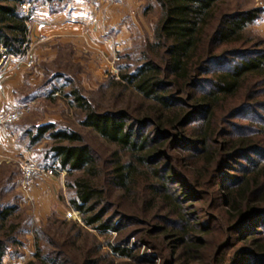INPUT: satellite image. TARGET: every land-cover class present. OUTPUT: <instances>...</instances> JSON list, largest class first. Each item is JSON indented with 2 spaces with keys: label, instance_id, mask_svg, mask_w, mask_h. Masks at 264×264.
<instances>
[{
  "label": "trees",
  "instance_id": "1",
  "mask_svg": "<svg viewBox=\"0 0 264 264\" xmlns=\"http://www.w3.org/2000/svg\"><path fill=\"white\" fill-rule=\"evenodd\" d=\"M71 1L0 0V63L25 53L37 7L55 12ZM156 1L161 14L154 39L118 67L119 80L110 81L113 106L97 109L74 79L56 76L65 83L53 93H64L80 126L113 149L106 158L78 131L54 124L22 132L7 127L26 138L28 148L51 142L44 158L67 174L69 206L83 223L65 233L61 222L65 228L59 225L49 242L56 249L46 253L41 237L49 231H37L34 260L26 264H151L123 248L125 242L108 245L104 255L101 248L75 246L73 232L107 236L123 223L146 226L153 245L162 236L168 264H264V36L252 31L264 8L228 0ZM10 178L0 194V264L19 254L22 232L18 194L2 203L16 189ZM113 200L123 217L113 218ZM203 202L218 204L223 217L214 207L203 221V209L192 208ZM217 231L226 239L215 241Z\"/></svg>",
  "mask_w": 264,
  "mask_h": 264
},
{
  "label": "rangeland",
  "instance_id": "2",
  "mask_svg": "<svg viewBox=\"0 0 264 264\" xmlns=\"http://www.w3.org/2000/svg\"><path fill=\"white\" fill-rule=\"evenodd\" d=\"M146 2L147 8L144 12L145 15L141 18L143 22L139 25L140 29H138L134 37L130 39L129 46L126 44L124 48L119 50L117 46L113 47V62L111 69L101 78H98L96 76L97 74H94L97 73V70L92 69L95 64L92 56L88 54L83 55V57H78V53L70 44L56 45L55 60L52 63L40 67L44 77L37 87L29 90L30 97L33 100L32 103H28L27 106L24 107L25 109L22 108L24 110V115L18 123H16V125H9L8 128L14 126V131L17 132L20 130V132H22L25 129L54 124L59 129L78 131L84 136L86 143L100 159L106 158L105 155L111 153L113 149L107 144H104L103 141L90 130L80 126V116L76 114V110L72 106H69L68 101L64 99V93H53V90L60 88L65 83L64 80L56 79V76H58V74H63L69 79H74L76 82L75 84L82 90L83 96L90 100L97 109L104 110L113 106L117 93L111 89L110 81L119 80L118 67L124 64L126 61L125 58L129 55L135 56L136 52V54L142 53L146 44L152 42L154 39V31L161 10L156 0H146ZM228 3L232 6L241 4L244 9L257 6L264 8V0H228ZM25 9L27 10L28 7H25ZM263 24L264 20L254 26L252 31L260 36H264ZM39 40L40 39L32 42L33 45L30 56L33 54L35 48L48 43L47 39L44 43H41ZM76 59H79L80 62L83 61L84 64L82 65L77 62ZM65 91L68 92L69 87H67ZM54 99L55 101H53ZM14 135L16 136L17 142L27 150L28 156L15 160L0 159V174L2 175H0V194L6 185V180L11 179L10 175H14V180H17L16 189L14 192L12 191L7 195L2 203H13V195L18 194L19 199L17 202L19 211L16 213L15 217L21 218L22 227L20 231L22 232H20V244L17 248L19 254L14 257L7 256L1 264H26L34 260L36 252L35 234L37 231H40V229H42L41 233L49 231L46 233V236L42 235L41 237V248L43 252L46 253L49 250L52 251L56 249L54 246H50L49 242L50 239H56L55 233L60 227L61 229L65 228L60 225L61 222L68 225L67 228H65V233L70 230L72 225L83 227L81 215L69 206L70 194L66 188L67 174L56 170L52 162L44 158V149L46 146L51 145V142L44 140L41 144L28 148V140L26 138H21L17 133ZM19 160H27L39 169L45 170L47 174L44 176L51 175L56 182L59 181L62 183L63 188H53L52 191L49 190V193L47 192L41 195L40 199H35L32 195L31 187L36 186V183L26 189L23 187L17 164ZM113 203V218L115 214L116 217L117 215L123 217L125 214L121 213L123 210L121 211L120 208H117V202L115 200H113ZM202 204L203 207L201 204L196 203L192 208L199 213H201L200 209H203L201 219H203V221H208L211 215L213 217L211 209L215 207L214 205L218 204L213 205L211 202H203ZM214 211L219 217H223L218 207H215ZM262 226L263 225H260L259 227ZM146 230H148L146 226H130V224L127 225L123 223L119 233H109L107 236H102L92 229H83L78 235L76 232H73L72 235L75 238L73 241L76 247H84L86 249L101 248V255L108 253V245L113 244V246H115L118 242H125L123 248L132 250L134 254H138L139 257L144 258L151 264H168L167 261H165L166 259L168 260V256L163 258L164 254L162 253V249L166 248V244L163 242L164 238H162V236H155L156 244L154 243L153 245L152 242L149 243V240H152L153 236L147 239L145 235ZM222 233L223 232L217 231L215 234H218V236H215L216 238L214 240L216 241L217 239L221 240V238H224ZM224 239H226V236ZM55 245L57 246L56 241ZM157 247H159V250H155ZM233 249L235 250V248ZM212 251H208L210 253L205 255V259H212L216 249ZM227 254L228 257H231L234 252L233 250H229ZM195 264H204V262L199 261Z\"/></svg>",
  "mask_w": 264,
  "mask_h": 264
},
{
  "label": "crops",
  "instance_id": "3",
  "mask_svg": "<svg viewBox=\"0 0 264 264\" xmlns=\"http://www.w3.org/2000/svg\"><path fill=\"white\" fill-rule=\"evenodd\" d=\"M146 0H126L109 5L106 0H72L64 8L51 12L47 6H39L33 12L29 24L30 43L44 37L48 43L37 47L30 56L35 63L27 69L17 65V58L0 63V108L5 112L20 110L32 103L29 90L43 79L41 66L56 58V45L70 44L78 57L90 55L98 78L111 69L113 47L122 49L140 29L146 10ZM139 20V21H138ZM264 25V24H263ZM77 62L84 64L83 61ZM28 156L27 150L17 142L8 128L0 126V159L15 160ZM51 175H46L31 187L35 199L53 188H63Z\"/></svg>",
  "mask_w": 264,
  "mask_h": 264
},
{
  "label": "built area",
  "instance_id": "4",
  "mask_svg": "<svg viewBox=\"0 0 264 264\" xmlns=\"http://www.w3.org/2000/svg\"><path fill=\"white\" fill-rule=\"evenodd\" d=\"M109 5L118 4L121 2H124L126 0H106ZM41 43H44L46 41V38L41 37L39 40ZM33 43L28 45V48L25 50V53L18 57L17 65L23 66L27 69H32L34 66L33 61L30 59V52L32 49ZM9 58H4L2 62L7 61ZM25 109V108H24ZM24 115V110H16L13 112H5L0 108V126L1 127H8L9 125H13L18 123V121L22 118ZM19 167L20 177L22 180V185L26 189L28 187H31L34 183L39 181L44 177L45 170H41L32 163H30L27 160H19L17 163Z\"/></svg>",
  "mask_w": 264,
  "mask_h": 264
}]
</instances>
